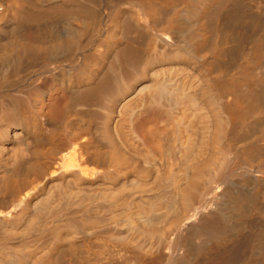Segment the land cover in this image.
Returning <instances> with one entry per match:
<instances>
[{
	"label": "bare ground",
	"instance_id": "6f19581e",
	"mask_svg": "<svg viewBox=\"0 0 264 264\" xmlns=\"http://www.w3.org/2000/svg\"><path fill=\"white\" fill-rule=\"evenodd\" d=\"M0 264H264V0H0Z\"/></svg>",
	"mask_w": 264,
	"mask_h": 264
}]
</instances>
